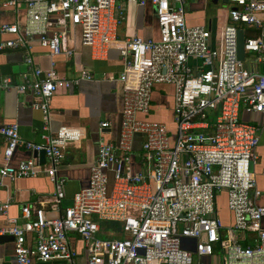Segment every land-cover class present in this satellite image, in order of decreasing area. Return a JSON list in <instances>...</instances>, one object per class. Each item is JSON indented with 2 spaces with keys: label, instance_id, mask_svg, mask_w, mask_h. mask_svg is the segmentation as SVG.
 <instances>
[{
  "label": "built area",
  "instance_id": "2783aa9c",
  "mask_svg": "<svg viewBox=\"0 0 264 264\" xmlns=\"http://www.w3.org/2000/svg\"><path fill=\"white\" fill-rule=\"evenodd\" d=\"M185 1L0 0V9L25 11L23 30L17 23L0 25V53L23 50L32 77L23 75L19 84L5 78L0 88L30 93L45 131L37 144L22 140L17 124L0 128V186L5 179L40 175L54 186L49 211L44 203L26 205L21 223L11 219L10 226L0 227V236L13 237L16 264H264V207L255 203L261 192L251 171L264 132V0H227L229 23L218 46L209 30L186 24ZM122 4L152 5L159 38L134 36L119 48L124 63L118 77L123 84L119 138L99 142L87 188L62 207L67 181L58 168L66 149L84 133L67 127L51 131L49 103L59 89L93 76L83 70L67 81L54 62L42 70L29 42L37 37L52 59L70 57L65 33L49 35L48 27H79L91 58L105 60L122 24ZM238 30L245 34L244 62L237 57ZM158 86L173 89V131L150 119ZM18 150L43 152L45 161L31 157L12 166ZM221 193L230 224L218 215ZM9 206L0 202V215H7ZM100 222L118 224L119 233H105ZM29 235L32 247L26 243Z\"/></svg>",
  "mask_w": 264,
  "mask_h": 264
},
{
  "label": "crops",
  "instance_id": "0c3cea01",
  "mask_svg": "<svg viewBox=\"0 0 264 264\" xmlns=\"http://www.w3.org/2000/svg\"><path fill=\"white\" fill-rule=\"evenodd\" d=\"M122 24L116 34V43L112 45L105 60L94 61L88 48L81 43V29L79 27L55 24L48 27V34L64 32L65 48L71 56L65 54L52 59L47 49L41 47L35 37L29 42L30 52L36 66L46 71L55 63V69L60 77L67 81H74L81 71L92 74L93 79L80 81L77 85L59 89L49 103L51 121L49 127L55 132L61 127L78 128L84 133L83 140L70 145L65 151V157L58 168V175L65 178V199L62 207L71 204L72 197L88 186L90 169L97 156L98 144L115 142L120 134L121 112L123 105V84L118 80L124 70V63L119 54V48L128 39L137 36L143 40H158L159 29L155 8L152 5L139 7L135 4H122ZM185 21L190 27H203L210 31L212 41L229 23L231 7L227 0H186ZM264 21V16H261ZM52 23L56 18H52ZM17 23L21 30L25 27V11L18 13L12 9H0V25ZM251 34H254L251 32ZM9 39L10 36H1ZM23 50H12L0 53V80L10 78L19 84L23 75L31 80L24 63ZM264 71V70H263ZM153 110L151 118L166 125L167 114L172 116L173 89L169 86H158L153 90ZM35 98L30 93H18L15 90L6 91L0 88V128L17 124L22 140L40 144L45 135L43 115L33 105ZM172 119V118H171ZM107 123L106 128H101ZM168 124V123H167ZM140 137L134 139V149H140ZM258 160L252 166L256 186L261 192L255 201L257 206L264 207V132L260 134L257 148ZM33 157L23 150L15 151L10 164L17 166L19 162ZM3 157L0 154V167ZM54 193V186L44 175L36 178L3 180L0 186V202H9L7 215H0V227L10 226V220L22 222L21 209L26 205L39 206L45 204L49 211V201ZM223 196L226 200L225 193ZM50 217L54 214L49 215ZM229 224L232 215L229 212ZM264 227V218L261 221ZM74 247L82 253V246L76 238ZM27 246L34 244L33 236H27ZM0 264H16L13 252V237L0 236Z\"/></svg>",
  "mask_w": 264,
  "mask_h": 264
},
{
  "label": "rangeland",
  "instance_id": "374dc122",
  "mask_svg": "<svg viewBox=\"0 0 264 264\" xmlns=\"http://www.w3.org/2000/svg\"><path fill=\"white\" fill-rule=\"evenodd\" d=\"M218 41H219V34L217 35V38H216L217 46H218ZM152 113H154V110H152ZM167 115H168L167 116L168 121L166 120V126L169 128L170 131H173L174 130L173 117L170 114H167ZM150 119L155 120L152 118ZM217 210H218L219 218L221 219L222 223L228 224L229 220H227V217L229 218V211L226 207V200L223 196H221L219 200L217 201ZM100 225H101V228L105 231V233L106 231L113 232V233H117L118 231L119 233L118 224L111 223V222H100ZM117 237H120V235L118 234Z\"/></svg>",
  "mask_w": 264,
  "mask_h": 264
},
{
  "label": "water",
  "instance_id": "95a60500",
  "mask_svg": "<svg viewBox=\"0 0 264 264\" xmlns=\"http://www.w3.org/2000/svg\"><path fill=\"white\" fill-rule=\"evenodd\" d=\"M244 40H245L244 31L238 30L237 31V57H238V60L241 62L245 61ZM33 157H38L41 164H43L45 161L43 152H40L39 154L34 153Z\"/></svg>",
  "mask_w": 264,
  "mask_h": 264
}]
</instances>
